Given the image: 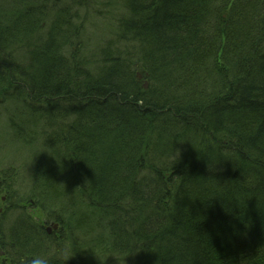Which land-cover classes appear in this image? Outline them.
Masks as SVG:
<instances>
[{"label": "trees", "instance_id": "16d2710c", "mask_svg": "<svg viewBox=\"0 0 264 264\" xmlns=\"http://www.w3.org/2000/svg\"><path fill=\"white\" fill-rule=\"evenodd\" d=\"M62 1L0 0V98L21 101L12 135L44 143L46 165L33 171L31 190L44 181L61 198L70 194L81 207L68 215L103 227L108 251L99 264H141L145 256L144 264H264V203L251 201L249 223L228 238L225 220L238 207L214 201L200 176L187 181L191 161L208 154L200 125L215 133L216 165L244 161L264 186V0H121V33L141 39L143 54L126 60L107 44L98 72L86 67L69 24L89 2ZM39 26L44 37L25 45L27 61L18 59L14 47ZM74 97L86 103L52 115ZM150 107L170 117L153 120L144 115ZM58 116L68 119L64 127H41ZM157 219L166 221L155 226ZM37 241L24 242L28 262L49 256L55 264Z\"/></svg>", "mask_w": 264, "mask_h": 264}, {"label": "bare ground", "instance_id": "6f19581e", "mask_svg": "<svg viewBox=\"0 0 264 264\" xmlns=\"http://www.w3.org/2000/svg\"><path fill=\"white\" fill-rule=\"evenodd\" d=\"M0 44H2L1 40ZM46 63L50 64L51 61L47 60ZM48 67L51 68L54 66L51 64L48 65ZM261 74L262 70L259 69L257 76H260ZM110 88H113V85H110ZM74 98L70 100V104H68V106L63 107L62 109L58 107L54 110L55 112L50 109V111L53 112L52 115H59L61 110L66 111V113H71V111L80 109L79 107L86 103L84 99L79 100L81 97ZM225 108L224 113L226 115L228 109ZM163 113L165 115L167 111L160 112L155 107L147 108L144 111V115L151 117L153 120L157 117L159 120L160 115ZM166 116L168 118L170 117L169 114H166ZM206 116L207 115L205 114L201 115L203 119H206ZM135 121L142 124L141 119H135ZM220 122L226 129L230 125L226 120ZM29 126L31 125L26 126V129ZM198 129L204 132L208 140H214L213 138L215 133L211 128L205 129L198 125ZM205 132L211 134L207 135ZM13 137L19 138L16 135ZM21 139L26 140L27 143L33 141L32 138ZM217 139H219V148L221 149L226 148L227 144H229V141L223 135ZM36 141H38V139H36ZM211 141L207 145L206 152L208 154H205L206 160L195 159L191 161L190 168L188 169L187 181L189 182L191 178L195 177V175L200 176V179L203 181L202 183H209V186H205L204 188L207 187L211 190V198H216L214 201H220L221 203L228 205L234 204L238 207L237 211L229 214L227 218L228 221L225 220L228 224H226V226L224 225L225 227L221 226V228L229 227L230 230L226 231L225 236L230 238L232 235L235 236L239 230L244 229L245 224L249 223L248 218L251 211L248 208L250 206V202L252 201L260 205L264 203V186L256 182H252L253 180L248 177L249 172H247V167L245 166L244 161H241L240 164L236 166L216 165L215 157L211 156L212 151L209 150L212 147ZM176 150L179 151L178 149ZM11 168L12 166H8V168L1 167V169L4 170L2 173L13 172ZM7 189L8 187L0 182V192H4L5 190L7 191ZM33 190L35 193L36 205H33L34 201L31 203L29 202L30 204L22 202L19 200V196H11V193V198L15 197L12 199L11 204L9 203L10 196L1 197L0 199V257H4L3 262H0V264H25L29 261L32 252L29 244L25 247L24 244L21 243V239L24 234H27L31 238L35 233L36 239L38 238V244L46 246L48 250H51L56 248V246L64 245L65 242L70 243L73 246L76 242L75 234L79 229H85L86 232L92 231L89 228L93 223L92 220H84L79 216L75 219L68 215L67 212L56 209L58 205L62 207V203L58 202L61 195L60 189L49 187L46 182L42 181L35 183ZM36 207L44 209L48 214V218L37 217L35 215ZM152 208H154V206H152ZM163 210L167 209L163 208L160 215ZM165 221L166 220L157 219L153 221L152 224L157 226L161 223L164 224ZM18 222H22L23 225L27 224L28 227L15 226ZM169 224V227L172 228V224ZM253 229H255L254 226L251 227V231H253ZM260 230L263 231L264 228H260ZM76 250L72 251L69 256L76 261V263L87 264L85 261L81 260V255H79L80 258L75 255ZM257 250V247L254 249L250 248L248 252H257ZM146 261L147 257L145 256L141 259V264H144Z\"/></svg>", "mask_w": 264, "mask_h": 264}, {"label": "rangeland", "instance_id": "374dc122", "mask_svg": "<svg viewBox=\"0 0 264 264\" xmlns=\"http://www.w3.org/2000/svg\"><path fill=\"white\" fill-rule=\"evenodd\" d=\"M70 1L71 0H63L61 3L63 5H68ZM110 1L111 2L109 3V0H84L85 3H89L87 5H82L80 7L79 16H74V21L69 23L76 29V36H72V38L77 42L76 45H82V51L79 53H83L82 56L86 59V67L93 69L96 72L101 69L100 66L104 65L103 54L100 50L103 47H106L107 44H109L108 46L110 47L116 45L117 47H114L113 50H121V54L127 57L126 60L130 57L131 61H138L137 58L141 57L143 54L142 51L139 50V46L142 43L141 39L134 40L121 33L119 14L121 15L123 13L122 11H125L123 2L121 0ZM54 15L55 14H52V17ZM41 29V26L36 28L32 34V36L34 35L35 37L33 36L29 42L27 41V43H23L22 41L14 48V51L16 52L15 55L18 59L23 58L25 59L23 61H27L28 58H24V54L22 55V53L26 54V46L31 45L32 43L30 42H34L37 39L36 37H41V35L44 37ZM33 45L34 44L28 47V49L30 50ZM129 53L131 56H128ZM17 101L18 102H9L4 98H0V182L7 187L11 184L7 191L0 192V199L1 197L10 196L11 193L15 197L19 196V200L22 202L28 204L29 199H31L34 201L33 205H36L35 193L31 190V181H33L31 176L33 175V171L38 169V166L42 170L46 165V162L44 163L43 161L45 160V157L40 158V156L44 154L42 153L44 143L40 139L39 141H30L31 143H27L24 139L13 137L12 134H14V131L10 126L12 116H16L20 112H23L19 109V103H21V101ZM46 119L47 118L45 117L42 119L41 127H44L47 124L49 128L54 129L57 126L64 127L66 123H68V119L64 116H58V119L55 121H47ZM47 129L48 128H46V130ZM8 166H12L11 170L13 172L2 173L4 170L1 169V167L8 168ZM10 181L12 182L10 183ZM73 190L74 188L71 189V191ZM66 196V198L60 197V199H58V202L62 203V207L58 205V207L55 208L67 213L73 208L79 213L81 206L79 205L78 200L70 194H66ZM10 198L9 203L11 204L12 199L14 198ZM35 210V215L37 217L48 218V214L44 209L36 207ZM72 212L75 214L73 210ZM15 226L27 227L23 225L22 222H18ZM89 228L92 230L91 232H86L85 229H79L75 234V249L70 243L65 242L62 246L67 252L65 250V253L59 255L58 248H53L51 249L52 253L50 259L51 257H54L55 264H79L78 262L75 263V261L67 254H71L72 251L77 249L78 251H76L78 254L75 252V255L78 258H80L79 255H81V260L89 261L88 264H99L104 261V256H106L108 251V247L102 243V236L105 230H99L103 227L98 222L92 223ZM35 237V233L31 238L27 234H24L21 243L25 244L31 241L32 238L33 242H35ZM51 250H48V253H50ZM47 257L49 258V256ZM3 260L4 257H0V262H3ZM27 264L31 263L28 262Z\"/></svg>", "mask_w": 264, "mask_h": 264}, {"label": "clouds", "instance_id": "9594fccd", "mask_svg": "<svg viewBox=\"0 0 264 264\" xmlns=\"http://www.w3.org/2000/svg\"><path fill=\"white\" fill-rule=\"evenodd\" d=\"M31 264H49L46 257H35L32 259Z\"/></svg>", "mask_w": 264, "mask_h": 264}]
</instances>
